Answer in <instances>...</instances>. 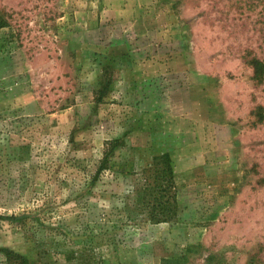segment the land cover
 Returning a JSON list of instances; mask_svg holds the SVG:
<instances>
[{
	"label": "rangeland",
	"instance_id": "1",
	"mask_svg": "<svg viewBox=\"0 0 264 264\" xmlns=\"http://www.w3.org/2000/svg\"><path fill=\"white\" fill-rule=\"evenodd\" d=\"M0 22V264H264V0H0ZM165 153L177 221L126 220Z\"/></svg>",
	"mask_w": 264,
	"mask_h": 264
},
{
	"label": "trees",
	"instance_id": "2",
	"mask_svg": "<svg viewBox=\"0 0 264 264\" xmlns=\"http://www.w3.org/2000/svg\"><path fill=\"white\" fill-rule=\"evenodd\" d=\"M4 26L0 22V28ZM249 64L253 69V79L261 83L264 81V60L254 56ZM102 88L100 93H103ZM102 91V92H101ZM259 108L258 120L264 121V114ZM122 141L112 140L105 143L103 156L99 167L93 176L97 181L111 166V157ZM132 205L125 206L126 220L141 222L151 226L175 223L179 214L178 185L174 167L168 153L154 156L151 163L142 168L137 174L136 189ZM14 219V218H13ZM7 264H28V259L20 254L4 251ZM248 264H258L254 259Z\"/></svg>",
	"mask_w": 264,
	"mask_h": 264
}]
</instances>
